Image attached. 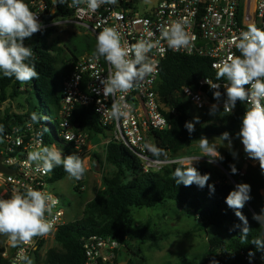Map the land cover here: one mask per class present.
<instances>
[{"label": "trees", "instance_id": "1", "mask_svg": "<svg viewBox=\"0 0 264 264\" xmlns=\"http://www.w3.org/2000/svg\"><path fill=\"white\" fill-rule=\"evenodd\" d=\"M44 1L48 8L45 21L52 18H69L73 15V11L68 7L70 0H66L64 4L57 3V0ZM24 2L29 6L30 2L26 0ZM53 7L55 14L50 16L48 10ZM55 32L56 28L51 27L24 40L25 46L32 47L34 51V60L30 63L35 64L39 73L38 79L24 84L14 77L7 78L0 73V94L4 96L9 88H12L15 96L26 94L29 107L25 115H14L2 120L4 132L0 133V139L12 127L22 126L28 122L34 123L31 114L35 112L40 115V121L34 124L41 127L45 142L53 143L52 134L47 132L50 128V120L47 118L51 114L58 116L62 82L70 75L78 58L84 54H93L96 45L95 35L93 39H88L89 37L82 39L84 44L80 47L71 44V60L65 62L52 54L54 51L61 52L50 43V38ZM215 75L216 71L212 69L210 60L204 57L174 54L169 55L163 62L156 90L174 113L167 114L170 129L155 132L152 140L153 144L166 150L168 157L198 142L201 136L220 137L222 133L228 132L231 140L237 142L240 139L237 134L247 109V105L240 101H237L232 114L220 124L195 126L191 134L184 127L185 122H192V117L183 103L184 100L178 95L179 91L184 87L195 90L202 78L215 79ZM21 88H25L24 93L20 92ZM218 91L225 93L224 89ZM214 92L207 90L208 95L215 101L218 99L214 98ZM223 99L222 95L219 100ZM73 122L81 130L88 132L92 140L105 134L95 111L91 108L77 107ZM57 126L56 121L55 127ZM233 153L235 154V150L226 155L224 167L237 181V173L231 174L230 165H235L237 171L242 166ZM104 154L106 163L114 167L115 171L102 178L101 190L93 200L85 204L82 218L58 229L55 241L59 249L48 250L41 259L38 252L45 242L40 243L36 264H86L83 240L93 236L111 237L120 243L121 248L117 252L119 256L114 263L118 264L122 248L132 250L135 245L140 252L142 245L147 243L158 245L168 235L167 231L158 228L157 223L152 220L140 226L134 225L132 212L144 208L155 210L168 207L170 215L182 214L192 221H197L198 227L211 226L225 231L226 235L219 234L210 238L204 254L183 253L178 256L177 263L167 261L162 264H264V248L258 249L252 243L256 238L264 239V227L253 219V215L259 214L264 208V201L260 195L264 188V173L261 172L259 165L249 166L243 178V183L251 186L252 197L241 210L250 227L247 239L244 240L240 235L242 222L236 217L235 211L225 203L229 192L235 189L227 178L219 182L208 181L207 185L215 186L214 193H211L207 185L203 188L195 183L191 186L177 185L172 174L175 168L182 166L181 164H171L156 172L144 173L138 157L123 145L109 143ZM94 158L99 160L97 154H94ZM66 176L63 167L57 166L54 181L59 182ZM165 216L163 214V217ZM2 252L0 248V264H9L10 262L2 257Z\"/></svg>", "mask_w": 264, "mask_h": 264}, {"label": "built area", "instance_id": "2", "mask_svg": "<svg viewBox=\"0 0 264 264\" xmlns=\"http://www.w3.org/2000/svg\"><path fill=\"white\" fill-rule=\"evenodd\" d=\"M70 5L71 0L68 2V7L73 11L71 17L52 18L48 21H45L48 8L44 0L30 1L29 8L41 22V31L58 25L78 24L97 36L104 27H115L121 33L122 40L129 45L136 43L142 37L158 42L149 53L152 59L157 61V67L154 74L125 94V100L132 105L133 112L129 119H121L117 122L105 114L106 107L110 108L112 103L111 98L104 97L102 94L98 95L95 91L102 87L98 78L107 76L112 70L111 66L103 57L96 60L93 54H84L78 58L72 72L62 82L58 126L52 129L53 143L47 144L42 130L32 122L12 127L3 135L0 139V161L3 167L15 172L13 176L0 173V187L4 189L5 194L22 193L27 187H32L50 193L58 200L53 216L49 217L54 227L48 235L35 237L31 243L18 247L5 243L7 237L0 235L2 257L7 259L9 264H23L17 260L18 254L23 252L30 258L35 250L38 251L41 242H46L50 238L55 239L58 229L68 223L66 211L61 205L62 200L50 188L58 182L54 181L57 167L47 175L36 172L34 165L27 161L29 151L42 145H55L62 151L58 144L65 143L72 146L73 151L82 157L91 139L88 132L81 130L73 122L75 109L81 107L93 109L105 131L103 135L106 138L105 141L95 144L94 149L101 146L105 150L109 143L123 145L138 157L144 173L156 172L171 164L183 165L184 159L172 157H168L164 163H157L156 158L143 149L145 143H153L152 135L155 132L170 129L167 114L174 113L156 90L163 62L169 55L174 54L204 57L210 60L212 69L216 71L213 68L214 64L221 63L228 55H240L233 44V37L247 30L249 24H255L264 29V0H156L154 6L144 12L134 7V0H118L116 5H103L95 13L87 11L83 5L80 8L70 7ZM48 14L54 15L55 8L49 9ZM178 19L187 20L186 30L194 39L187 48L174 51L168 48L160 29L161 26H166ZM209 82L218 85V88L211 86ZM225 83L224 80L202 78L198 82L197 89L184 87L178 95L183 100L187 99L197 111L213 105H220L223 108V100H212L207 90H225ZM186 88L187 91H185ZM245 104L249 107L247 103ZM38 139L42 141V145L37 143ZM187 161L188 158L186 163ZM240 164L242 167L237 171L238 180L230 178L235 186L243 183L245 171L249 166L259 165L258 161L250 159L244 150L241 153ZM82 183L83 178L77 181L76 185L81 186ZM260 195L264 201V188L260 191ZM83 247L86 264H114L119 256L117 252L121 245L111 237L93 236L83 240Z\"/></svg>", "mask_w": 264, "mask_h": 264}, {"label": "clouds", "instance_id": "3", "mask_svg": "<svg viewBox=\"0 0 264 264\" xmlns=\"http://www.w3.org/2000/svg\"><path fill=\"white\" fill-rule=\"evenodd\" d=\"M65 2L66 0H57L59 4ZM117 3L118 0H71L70 7L80 8L83 5L87 11L95 13L103 5ZM187 23L185 19H178L161 26V36L166 40L168 48L179 51L190 45L194 37L186 30ZM41 29L42 24L37 15L24 0H0V73L4 77H14L24 84L39 78L35 64L30 63L34 60V51L32 47L25 46L24 40ZM157 43L142 37L129 45L122 40L121 33L115 27H104L97 34L93 58L99 60L103 57L112 69L107 76L98 78L102 87L95 90L98 95L102 94L112 100L110 108L106 107L105 110L108 118L118 122L121 119L127 120L132 115L133 107L126 102L125 94L155 73L157 61L149 53ZM233 44L240 55H228L221 63L213 65L216 69V81H226L225 93L217 90L214 98L219 100L223 95L224 111L230 113L236 107L237 101L249 105L237 135L247 156L258 161L261 172L264 173V29L249 24L247 30L233 37ZM209 83L218 88V85ZM187 90L186 88L185 91ZM216 110L217 105H213L210 115H215ZM31 120L38 123L40 115L33 112ZM195 121L198 123L199 118H195ZM184 127L189 134L195 130V124L191 121L185 122ZM3 132L4 127L0 125V133ZM218 138L222 145L224 141H228L227 147H232L230 133L224 132ZM197 141L202 155L188 158L190 162L187 166L175 168L172 175L177 185L191 186L195 183L203 188L210 180V174H201L193 162L199 161L201 157H208V163L223 160L214 140L210 142L207 137L201 136ZM37 143L42 145L39 139ZM143 149L156 158L157 163H164L168 159L166 150L153 143H145ZM161 157L164 159L160 160ZM27 161L34 165L36 172L45 175L55 167L62 166L69 177L77 181L87 172L84 158L77 153L65 156L55 145H42L29 151ZM230 170L231 174L237 173L235 165H230ZM207 186L214 193L215 186ZM250 192L249 184L240 183L225 199L227 206L235 211L236 217L242 222L240 235L244 240L247 239L250 227L241 210L251 200ZM57 204L58 200L50 193L32 187H27L22 193L13 192L7 199L0 198V235L6 236L12 247L27 245L35 237L48 235L54 227L49 217L53 216ZM253 219L264 227V208L259 214H254ZM252 243L258 249L264 248V239L256 238ZM17 260L23 264H33L32 259L23 252L18 254Z\"/></svg>", "mask_w": 264, "mask_h": 264}, {"label": "rangeland", "instance_id": "4", "mask_svg": "<svg viewBox=\"0 0 264 264\" xmlns=\"http://www.w3.org/2000/svg\"><path fill=\"white\" fill-rule=\"evenodd\" d=\"M26 1L30 2L32 0ZM155 3L156 0H134V7L140 12H144L146 9L153 7ZM55 28L56 32L50 38V43L57 49H60L61 52L54 51L52 54L54 56H59L60 59L65 62L71 60V44L80 47L84 44L82 39L88 37V39H93V34L78 24L58 25ZM24 89L25 88H21L20 92L24 93ZM183 103L187 106L192 117V122L195 126L210 125L212 123L220 124L232 114V112L224 111V108L220 105H217L215 115H210L211 107L202 111H197L196 109H193L187 99L184 100ZM28 110L29 107L26 94L15 96L12 88H9L4 96L0 94V125L4 118L13 117L14 115H25ZM197 117L199 118L198 123L195 121V118ZM48 119L50 120V128L53 129L55 127V122L59 119V113L58 116L51 114L47 120ZM36 127L42 130L41 127ZM49 129L47 132L53 134L54 131ZM56 133L60 134L59 131H56ZM105 139L106 138L103 135L99 136L96 140L91 139L90 145H88L87 150L82 155V158H84L87 164V172L83 177V183L81 186L76 185L77 180L70 178L67 174L63 180L55 183V186L50 187L62 200L61 205L66 211V220L68 223L82 218L85 204L93 200L96 197L97 192L101 190L102 178L111 175L115 171V168L105 161L104 148L98 146L94 149L95 144L104 142ZM208 139L210 142L214 140L213 142L218 146L217 150L223 156V160L208 163V157H201L199 161L193 162L194 166L198 171H206V173L210 174L209 181L219 182L220 180L227 178L229 183L235 187L232 182V179L234 178L225 169L224 162L226 155L233 150H235L236 159L240 162L241 153L244 150L241 140L239 139L237 142L231 140L232 147L228 148V141H224L222 145V142L218 137H209ZM58 147L62 148V153L65 156L77 153L73 151L72 146L65 143L58 144ZM94 154L99 156V160L94 158ZM200 155H202V152L199 148L198 142H196L185 147L178 154L173 155L172 158L184 159L183 166H187L190 161L188 159L186 163V158L197 157ZM11 195V192L5 194L4 189L0 187V198L7 199ZM168 210L169 207L166 209L158 208L155 210L144 208L132 212L134 225L140 226L147 221L152 220L157 223L156 225L158 228L167 231L166 233H168V235L167 238L160 241L158 245H155L154 243L142 245L140 252L135 248V245L132 250L122 248L118 264H162L167 261L177 263L180 254H204L208 248L210 238L219 234H222L223 236L226 235L225 231H220L211 226L198 227L199 225L197 221H192L182 214H178V216L170 215ZM163 214L166 216L163 217ZM5 243L9 244L8 238ZM50 249H59L54 238L48 239L43 244L42 248H40L38 252L40 258L43 259L45 253Z\"/></svg>", "mask_w": 264, "mask_h": 264}, {"label": "water", "instance_id": "5", "mask_svg": "<svg viewBox=\"0 0 264 264\" xmlns=\"http://www.w3.org/2000/svg\"><path fill=\"white\" fill-rule=\"evenodd\" d=\"M0 173L10 175V176H13L15 174V172L13 170L6 169L5 167H3V165L1 164V161H0ZM30 258L32 259L33 264L37 263V252H36V250L31 254Z\"/></svg>", "mask_w": 264, "mask_h": 264}]
</instances>
